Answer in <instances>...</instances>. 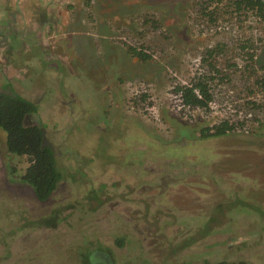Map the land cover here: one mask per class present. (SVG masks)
<instances>
[{"label":"rangeland","instance_id":"374dc122","mask_svg":"<svg viewBox=\"0 0 264 264\" xmlns=\"http://www.w3.org/2000/svg\"><path fill=\"white\" fill-rule=\"evenodd\" d=\"M40 3L55 9L48 47L38 48L48 57L23 62L8 21L0 94L36 105L25 125L42 129L62 179L37 201L20 179L25 158L7 152L0 129V264H102L84 261L99 249L111 264H264V110L246 105L264 98L238 50L251 37L264 74V23L224 13L208 29L198 0ZM35 16L26 18L45 36ZM218 43L209 110L183 107L173 89L202 72L201 55ZM223 121L235 125L228 134L201 135Z\"/></svg>","mask_w":264,"mask_h":264},{"label":"trees","instance_id":"16d2710c","mask_svg":"<svg viewBox=\"0 0 264 264\" xmlns=\"http://www.w3.org/2000/svg\"><path fill=\"white\" fill-rule=\"evenodd\" d=\"M198 10L201 16L198 24L203 22L208 29L216 28L221 14L224 13L229 17L235 15L244 20L254 17L264 23V5L259 0H198ZM149 22H152L153 28L158 29L155 21L150 20ZM245 39L238 44V50L244 62L243 70L246 73V81L250 87L258 89L264 98V74H257L258 70H262V68L256 69L255 67L253 39L251 37ZM127 49L129 54L139 61H147L151 58L141 48L128 46ZM224 49L225 46L220 43L207 49L200 57L202 72L196 73L188 84L178 85L173 89L183 107L209 110L210 103L214 99L213 86L215 81L220 79V72L215 66V59L217 56L225 54ZM231 66L233 67V65ZM228 75L226 74V76ZM247 94H253V89L249 88ZM262 103L259 105L249 101L246 105L264 110V100ZM36 110V105L14 91L0 94V129L5 133L7 152L25 158L27 167L20 179L31 188L37 201L45 202L55 191L57 184L62 179V174L57 167L53 151L44 145L42 129L39 126L25 125L26 117L35 113ZM234 126L229 121H223L207 128L206 132L201 135L205 138L222 137L232 131ZM47 221V226L53 227L55 225V221L49 219ZM118 243L121 245L122 240H118ZM87 260L88 256L85 257L84 261ZM212 264L245 263L222 261Z\"/></svg>","mask_w":264,"mask_h":264},{"label":"crops","instance_id":"0c3cea01","mask_svg":"<svg viewBox=\"0 0 264 264\" xmlns=\"http://www.w3.org/2000/svg\"><path fill=\"white\" fill-rule=\"evenodd\" d=\"M8 2H13V0H0V28L6 27L7 23L9 21L10 22H14L17 24H14L15 26H17V32L19 33V36L16 35H12L11 34V38L15 39V40H22L23 44H24V55L22 53V55H18L16 52L15 54L18 55V57L23 59V62L27 60V58L25 59V57H35L38 58L39 61H44L46 60V58L48 57V55H46V50L43 51H38V48H47L48 47V43H49V38L46 37V33H48V29L49 26L48 24H53L54 23V14H55V9L54 6L51 5H44L40 3V0H15L12 4L14 6V9L16 10V13L14 12H10L9 8H8ZM26 4V7H23L22 4ZM28 4V6H27ZM4 5H6V7H4ZM24 8V9H23ZM35 16L37 22L39 24H45L47 25V30L44 31L43 33L45 36H38V32L37 34L35 33L36 31V26L32 24L31 21L28 20V18H26V16ZM38 17H40V21L38 19ZM16 18L20 19L19 22H15ZM12 20V21H10ZM28 24H31L33 26H28ZM8 27V26H7ZM28 30H30V32H28ZM41 30V29H40ZM0 31H2L0 29ZM7 33V32H5ZM5 36H7V34H4ZM10 37V33L8 35V38ZM70 39L69 33H68V37L66 39V41H68ZM11 41V40H10ZM9 40H7V42L5 43L6 46H11L10 44L12 43V41L10 42ZM60 44L62 43L61 46L64 45V38H60ZM33 42V43H31ZM12 48V46H11ZM10 53V52H9ZM39 55V56H38ZM42 56H44L43 58H41Z\"/></svg>","mask_w":264,"mask_h":264},{"label":"flooded vegetation","instance_id":"af4514ba","mask_svg":"<svg viewBox=\"0 0 264 264\" xmlns=\"http://www.w3.org/2000/svg\"><path fill=\"white\" fill-rule=\"evenodd\" d=\"M88 260L90 263L96 260L102 262V264H111L107 253L102 252L101 249L92 251Z\"/></svg>","mask_w":264,"mask_h":264},{"label":"water","instance_id":"95a60500","mask_svg":"<svg viewBox=\"0 0 264 264\" xmlns=\"http://www.w3.org/2000/svg\"><path fill=\"white\" fill-rule=\"evenodd\" d=\"M264 5V0H259Z\"/></svg>","mask_w":264,"mask_h":264}]
</instances>
